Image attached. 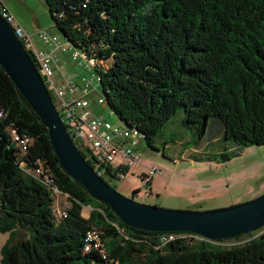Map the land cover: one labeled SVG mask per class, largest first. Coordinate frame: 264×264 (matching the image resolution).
Instances as JSON below:
<instances>
[{
    "label": "trees",
    "instance_id": "16d2710c",
    "mask_svg": "<svg viewBox=\"0 0 264 264\" xmlns=\"http://www.w3.org/2000/svg\"><path fill=\"white\" fill-rule=\"evenodd\" d=\"M44 1L73 47L106 62L94 70L106 107L149 147L179 110L199 140L217 119L237 150L264 146V0ZM0 113V233L9 234L1 264H107L109 258L119 264H264V234L229 248L182 239L159 248L158 233L126 226L62 169L47 128L1 66ZM11 124L32 139L22 159L27 167L41 161L68 195L59 199L65 218L56 213L52 191L21 170ZM74 141L94 167L92 151ZM111 171L101 176L108 185L122 181ZM84 208L91 209L87 218ZM90 229L102 233L108 260L84 253Z\"/></svg>",
    "mask_w": 264,
    "mask_h": 264
},
{
    "label": "rangeland",
    "instance_id": "374dc122",
    "mask_svg": "<svg viewBox=\"0 0 264 264\" xmlns=\"http://www.w3.org/2000/svg\"><path fill=\"white\" fill-rule=\"evenodd\" d=\"M27 4L36 14L48 19L54 32L51 34L45 29L46 34L64 39V34L54 27L44 0H27ZM40 39L37 47L48 48L41 36ZM59 56L64 59L61 73L67 80L78 84L82 77L90 78L91 74L83 66L71 61L72 54L60 52ZM94 75V80L99 77L95 71ZM94 86L100 88V82L96 80ZM78 95H82L81 89ZM99 97L100 89L88 96L92 113L107 118L113 124H121L108 107L98 105ZM182 113L179 110L172 122L158 132L152 147L143 138L138 151L137 147L135 149L138 164L130 167L124 180L111 181L110 185L129 198L138 191L134 199L139 203L171 210L222 209L263 196L264 146L241 147L237 150L234 144L223 138L216 126L221 123L217 119L212 120L205 137L199 140L193 128L183 126ZM223 154H228L230 161L223 162ZM151 169H156L158 173L153 176L154 184L149 190L141 180ZM63 205L66 208L70 203L68 201ZM90 210L84 208L83 216L87 218ZM8 239L9 234L0 233V264L1 248Z\"/></svg>",
    "mask_w": 264,
    "mask_h": 264
},
{
    "label": "built area",
    "instance_id": "2783aa9c",
    "mask_svg": "<svg viewBox=\"0 0 264 264\" xmlns=\"http://www.w3.org/2000/svg\"><path fill=\"white\" fill-rule=\"evenodd\" d=\"M0 17L12 27L25 50L33 54L34 57L32 59L35 60L37 69L43 78L45 86L67 130L71 135H75V138L79 140L80 143L86 144L87 148L92 151L90 160H92V164L94 165L93 168L98 175L100 177L104 175V172L108 168L112 170V174L117 172L116 177L118 179L124 180L128 173L125 174L118 171V169H129L138 164V157L134 150L139 140L144 138V135L136 128L127 127L122 122L121 124H113L107 118L96 116L92 113L90 102L86 99V96L99 91V88L94 86V82L96 80L99 81L101 76L98 74L99 77L94 80V70L95 67L107 68L106 62L98 59L95 54L88 55L84 51L73 47L66 38L61 40L55 36H49L44 32H41L40 36L43 40V44L45 43L48 45L49 49L47 51L39 50L33 43L31 37L19 25L15 16L3 4V0H0ZM60 52H71L72 60L79 63L80 66H83L86 72L91 74L90 78L84 76L80 79L78 84L72 80H67L61 73L63 66L59 57ZM57 73L61 74V80L63 79L64 83H60L57 78ZM80 89L82 90L81 96L78 95ZM98 105L103 107L107 106L105 96L101 92ZM2 116L3 113H0V118H2ZM8 131L10 132L13 145L19 151L21 170L39 180L52 191L56 201V213L59 217L65 218L66 211L60 210L59 199L61 195H68L62 193L57 188L55 178L51 171L45 169L44 165L39 160L37 161L38 167L34 169L28 168L26 163L22 160L31 147V137L19 133L13 124L8 127ZM157 173L158 171L156 169H151L147 176H143L141 182L149 187L153 176ZM262 234H264V227L258 231L244 235V237L241 238L237 237L220 241L210 240L194 233H158L156 239L159 248L178 239L190 243L211 242L214 245L216 244L229 248L244 245ZM92 252L100 253L104 259L108 260L109 258L102 241V233L96 229L87 231L84 239V253L89 254ZM107 264L119 263L109 258Z\"/></svg>",
    "mask_w": 264,
    "mask_h": 264
},
{
    "label": "water",
    "instance_id": "95a60500",
    "mask_svg": "<svg viewBox=\"0 0 264 264\" xmlns=\"http://www.w3.org/2000/svg\"><path fill=\"white\" fill-rule=\"evenodd\" d=\"M0 66L47 128L62 169L89 195L109 206L128 227L151 233H194L210 240L233 239L264 227V195L215 210H171L129 198L108 185L80 153L47 90L35 60L0 17Z\"/></svg>",
    "mask_w": 264,
    "mask_h": 264
},
{
    "label": "crops",
    "instance_id": "0c3cea01",
    "mask_svg": "<svg viewBox=\"0 0 264 264\" xmlns=\"http://www.w3.org/2000/svg\"><path fill=\"white\" fill-rule=\"evenodd\" d=\"M3 4L10 10V12L15 16L19 25L25 30V32L31 37L33 43L36 45L41 42L40 33L44 32L46 29L47 32L51 33L54 32L50 28V24L47 18H43L34 12L33 9L28 8L27 0H3ZM54 25V23H53ZM55 27V26H54ZM38 40V41H37ZM44 46V45H43ZM38 48V47H37ZM40 50L46 51L49 47H45L43 49L38 48ZM46 49V50H44ZM61 62L64 64V59L60 58ZM72 61V59H71ZM57 78L59 79L60 83H64V80H61V74L57 73ZM142 142H139L137 146V151ZM169 147V146H167ZM130 169V168H129ZM139 182V181H138ZM154 184V178L152 179L151 185Z\"/></svg>",
    "mask_w": 264,
    "mask_h": 264
}]
</instances>
